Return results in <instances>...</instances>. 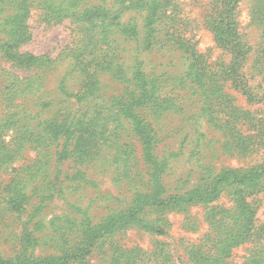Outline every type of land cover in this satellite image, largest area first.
Here are the masks:
<instances>
[{"label": "trees", "instance_id": "obj_1", "mask_svg": "<svg viewBox=\"0 0 264 264\" xmlns=\"http://www.w3.org/2000/svg\"><path fill=\"white\" fill-rule=\"evenodd\" d=\"M248 1L250 23L259 35L256 46L249 43L240 27L239 8L243 0H208L212 14L208 26L220 48L231 56L223 68L222 64L216 67L208 62L199 52L192 36V22L179 0H0V18L6 13L12 22L9 38H0V60L5 59L12 66V70H6L0 64V105L10 102L8 96L12 91L9 90L16 87L18 80H14L17 75L13 69L33 72L32 77L39 82L55 69L57 61L49 56L20 53L17 49L31 37L27 19L36 5L43 6L50 23L70 19L72 40L61 58L70 60L69 72L75 71L73 77L79 82L70 84L64 76L53 94L46 91L38 96L39 112L46 113V108L50 115L58 104L66 105L70 98L82 99L89 89L94 91L89 100L93 105L92 114L87 122L73 120L66 128L46 118L36 126H29L16 112L6 117L0 114V161L18 156L25 147L36 155L27 166H9L13 175L5 184H0V188L4 185L0 195H4L10 210L25 213L24 204L33 196H39L40 200L35 205L36 212L43 209L46 201L52 199L58 179L68 173L58 170L59 158L64 154L76 156L75 143L83 141L88 150L94 151L106 144L113 148L118 145L122 150L121 161L126 162L125 169H128V181L135 184L130 202L119 207L111 217L95 222L91 216L83 215L73 224L68 225L67 221L60 232L52 228V235H57L44 242L25 222L20 250L8 256L0 252V264H70L71 260L79 261L78 264H175L170 246L164 240L156 239L157 247L146 252L140 247H126L123 237H117L131 225H138L152 236L164 237L168 234L165 228L142 224L140 211L149 206L176 209L185 203L206 208L204 217L209 224L206 239L184 247L188 262L264 264V230L257 223L258 197L264 196V158L248 170L226 169L215 176L204 173L191 184L187 183L190 185L167 186L163 174L168 166L163 155L156 152L159 134L150 120L151 116L170 112L186 113L177 93L182 86L207 105L210 124L223 134V150L241 148L246 152L264 144L263 112L259 110L258 116L248 109L234 107L233 96L225 90L229 81L228 88L240 92L247 103L264 104V0ZM154 51L181 52L186 69L178 76L169 70L174 62L171 55L167 62H148ZM252 53L254 59L248 76L243 69ZM114 73L124 86L118 93L107 94L108 87L100 76ZM125 74H128L127 81L123 78ZM257 76L262 77L255 83ZM22 77L26 79L30 75ZM105 109L116 110L120 117L111 123V129L83 130L89 125L99 126L97 117ZM134 141L141 150L143 167L140 170L136 168L139 161L134 154ZM54 155L56 159L51 164ZM159 166L164 169L160 170ZM49 175L51 192H41L32 181L39 177L37 181L43 185ZM29 182L31 191L26 193L23 186ZM225 189L232 205L213 204ZM35 190L39 192L35 194ZM31 217L32 214L29 224L34 221ZM248 244L244 261L235 262L233 252ZM37 247L48 249L44 254H36ZM97 251L101 252L99 258L95 256ZM95 257L98 260L91 263Z\"/></svg>", "mask_w": 264, "mask_h": 264}, {"label": "rangeland", "instance_id": "obj_2", "mask_svg": "<svg viewBox=\"0 0 264 264\" xmlns=\"http://www.w3.org/2000/svg\"><path fill=\"white\" fill-rule=\"evenodd\" d=\"M179 1L182 3L185 15L192 22V36L199 52L204 54L208 62L214 66L219 67L222 64L224 68L229 63L231 56L224 49L220 48L208 26L212 15L208 0ZM36 6L38 8L32 9L30 17L27 19L31 37L19 44L17 49L20 53H30L38 56L47 55L56 60L57 63L55 69L42 82L32 77L33 72L13 69L12 72L17 75L14 77V80L18 81L15 84L16 87L9 90L12 91V95L8 96L10 102L0 105V114L2 117H6L7 114L16 112L18 113V118H24V123L29 126H36L39 122H44L45 118L51 120L52 124H61L65 128L69 127V123L73 120L85 123L88 120L89 114H92L93 105L90 104L89 100L94 91L90 89L86 97L82 99L70 98L66 105L64 103L58 104L50 115L47 114L49 110L46 108V113L39 112L38 104L41 100L37 102L38 96L46 91L53 94L54 88H56L64 76L68 77L70 84L78 85L79 82L73 77L76 76V72H69L70 60L61 58V54H63L66 48L70 47L72 40L73 26L70 19H65L61 23H50L45 18L42 10L43 6ZM249 6V1L243 0L239 8V22L241 30L246 34L249 43L256 46L259 35L257 29L250 23ZM10 21V19H7L6 13L0 18V38H9L12 25ZM170 55L173 56L174 62L168 68L178 76L187 66L181 52L154 51L147 61L150 62L151 60L153 63H157L158 61L156 60L167 62ZM253 59L254 55L252 53L243 69L248 76ZM0 64L6 70H12L11 64L5 59H1ZM28 74L30 77L23 79L22 76ZM127 75H123L126 81ZM260 77L262 76H257L254 82L258 83ZM11 78L13 79V77ZM100 79L108 87L105 90L107 94H111L112 92L118 93L124 86L115 73L112 76L105 74L102 77L101 75ZM230 83L227 81V89L225 90L233 96L234 107L248 109L258 116L260 114L259 110L264 114V104L247 103L246 97L240 92L235 91L233 88H228ZM190 92V90L182 86L180 91L177 90V93L180 94L179 103L185 105V114L181 115L170 112L171 114H165L164 116L155 115L150 117V120L154 123L152 126L155 127V130L159 134V149L156 152L158 155H163L168 166V169L163 174L164 176L162 175L166 185L181 188L184 186V183L190 182L191 184L204 173L209 176H215L222 170H248L260 164L264 158V144L246 152L241 148L225 150L221 148L223 134L210 124V110H208L204 102H199L201 99L199 96H194ZM202 99L204 100V98ZM93 114L95 116V113ZM97 119L99 126L94 127L93 125H89L83 130L90 131L91 128L94 130L98 128L104 130V128H107L109 130L112 127L111 123L119 121L120 117L118 118L116 110L105 109ZM70 128L73 130L72 127ZM169 130L171 132H168ZM105 136H108V134L105 133ZM85 137H88V134ZM134 143L136 146L134 154L139 161L136 168L140 170L143 167L140 161L141 150L138 143L136 141ZM75 145L77 148L76 156L70 157L64 154V156L59 158L57 162L58 170L64 169L68 173L58 179L57 189L52 199L47 200L45 207L39 212L35 210V205L40 201L39 196H33L29 199L24 204L26 212L19 213L11 211L7 202L3 199L4 195H0V252L3 256H8L20 250V240L25 222L29 228L36 230L35 235L41 242H44L48 238L56 236L57 234L55 233L52 235V230L60 232L61 227L67 221L69 222L68 225L73 224L86 214L91 216L95 222L102 221L115 214L119 207L130 202L135 184L128 181V169H125L126 162L121 161L122 150H120L119 146L117 145L113 148L110 144H106V146H102L97 151H94L88 150L84 141L82 144L75 143ZM35 156V151L28 150L25 147L20 151L18 156L1 160L0 184L2 182L5 184L10 180L13 175L11 171L12 167L21 168L27 166L31 164ZM52 157L51 164L56 159L55 155ZM159 168L160 170L164 169L161 166ZM70 175L71 177H68ZM53 177H55V174H52ZM145 177L143 176V178ZM38 178L32 181V183L40 187L39 190L41 192H51V187L48 184L51 176L49 175L46 178L47 183L44 182L45 184L43 185L37 181ZM3 186L1 185L0 189ZM23 187L26 193L31 191L30 182ZM38 192V190L34 191L35 194ZM213 204H224L227 207L232 205L227 189L219 195V198ZM258 204L257 223L263 225L264 230L263 195L258 197ZM205 210L207 209L200 204L186 203L176 207V209H172L171 207H144L139 215L140 219L144 222L142 224L161 226L167 230L168 234L164 237H155L138 225H131L125 230L123 235H119L117 238L123 237L122 243L126 247H140L146 252H150L157 247L158 243L156 239L164 240L170 246L169 249L173 254L172 257L175 264H191L184 254V247L207 238L205 235L209 231V224L205 221ZM29 213L32 214L31 219L34 220L31 224L28 223V218L30 219ZM50 221H52L51 227ZM247 247H249V244L246 247L241 246L233 252L235 262L242 263L244 261V257L248 254L246 253L248 252ZM47 249L48 247L42 249L37 247L36 254H44ZM56 252L58 254L61 253L57 250ZM97 252L95 256L99 258L101 252ZM96 257L91 258L90 262L98 260ZM78 263L79 261L77 260H71L70 264Z\"/></svg>", "mask_w": 264, "mask_h": 264}]
</instances>
